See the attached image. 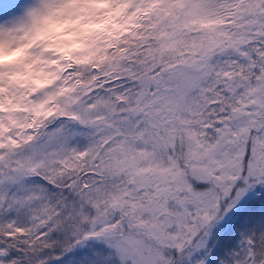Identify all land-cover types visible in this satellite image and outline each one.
<instances>
[{
    "label": "snow or ice",
    "instance_id": "1",
    "mask_svg": "<svg viewBox=\"0 0 264 264\" xmlns=\"http://www.w3.org/2000/svg\"><path fill=\"white\" fill-rule=\"evenodd\" d=\"M0 264H264V0H0Z\"/></svg>",
    "mask_w": 264,
    "mask_h": 264
}]
</instances>
